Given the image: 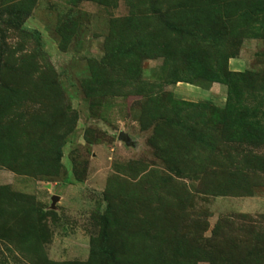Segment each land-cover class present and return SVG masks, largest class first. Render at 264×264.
I'll return each mask as SVG.
<instances>
[{
    "label": "rangeland",
    "instance_id": "obj_1",
    "mask_svg": "<svg viewBox=\"0 0 264 264\" xmlns=\"http://www.w3.org/2000/svg\"><path fill=\"white\" fill-rule=\"evenodd\" d=\"M0 264H264V0H0Z\"/></svg>",
    "mask_w": 264,
    "mask_h": 264
},
{
    "label": "water",
    "instance_id": "obj_2",
    "mask_svg": "<svg viewBox=\"0 0 264 264\" xmlns=\"http://www.w3.org/2000/svg\"><path fill=\"white\" fill-rule=\"evenodd\" d=\"M119 138L121 139V138H125V136H123V134H120L119 135Z\"/></svg>",
    "mask_w": 264,
    "mask_h": 264
}]
</instances>
